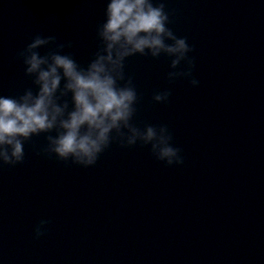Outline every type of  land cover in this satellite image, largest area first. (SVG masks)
Listing matches in <instances>:
<instances>
[{
    "label": "water",
    "instance_id": "obj_1",
    "mask_svg": "<svg viewBox=\"0 0 264 264\" xmlns=\"http://www.w3.org/2000/svg\"><path fill=\"white\" fill-rule=\"evenodd\" d=\"M105 6L0 0V94L36 88L17 54L37 33L71 41L65 51L87 65ZM166 10L194 46L200 84L169 82L166 54L131 56L126 72L141 97L134 122L167 124L184 163L114 141L85 168L33 136L23 163L0 165V264H264V0H167ZM165 89L168 102H155Z\"/></svg>",
    "mask_w": 264,
    "mask_h": 264
},
{
    "label": "clouds",
    "instance_id": "obj_2",
    "mask_svg": "<svg viewBox=\"0 0 264 264\" xmlns=\"http://www.w3.org/2000/svg\"><path fill=\"white\" fill-rule=\"evenodd\" d=\"M105 5L96 30L98 47L87 65L65 51L71 41H58L55 35L37 33L18 52L36 88L0 94V165L23 163L26 142L41 134H47V145L40 151L85 168L94 166L114 141L123 147L150 145L156 159L169 166L184 163L167 124L140 127L134 122L141 97L126 65L136 54H166L171 58L169 82L183 77L195 87L200 81L193 76L195 57L189 55L194 46L169 27L167 0H105ZM41 48L47 49L44 54ZM170 96L165 89L155 92L153 100L166 103ZM48 223L39 221L36 238L45 234Z\"/></svg>",
    "mask_w": 264,
    "mask_h": 264
}]
</instances>
